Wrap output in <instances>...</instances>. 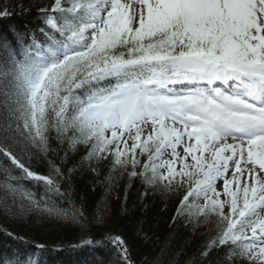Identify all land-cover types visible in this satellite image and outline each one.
<instances>
[{
    "label": "snow or ice",
    "instance_id": "snow-or-ice-1",
    "mask_svg": "<svg viewBox=\"0 0 264 264\" xmlns=\"http://www.w3.org/2000/svg\"><path fill=\"white\" fill-rule=\"evenodd\" d=\"M37 13V27L0 32V213L26 200L86 227L62 166L83 149L109 182L118 172L176 195L174 222L218 218L202 259L264 264V0H51ZM53 138L65 155L42 175L26 149L48 155ZM80 246L108 248L98 264H137L121 234ZM35 248L0 250V264H44Z\"/></svg>",
    "mask_w": 264,
    "mask_h": 264
},
{
    "label": "trees",
    "instance_id": "trees-1",
    "mask_svg": "<svg viewBox=\"0 0 264 264\" xmlns=\"http://www.w3.org/2000/svg\"><path fill=\"white\" fill-rule=\"evenodd\" d=\"M50 2L51 0H0V7L6 4L14 12L9 18L0 19V32L11 26L22 31L26 26L28 29L37 27V9ZM21 5L30 10L22 12ZM51 147L55 151L48 155L38 153L31 147L26 149L28 155L24 159L29 161V156L31 157L29 162L32 170L48 175L49 160L61 164V157L65 153L54 138ZM17 151L20 152L19 147ZM83 155V149L78 153L70 152L66 164L62 166L66 174L68 168H75L72 176V199L77 206H82L87 217L86 227L81 228L68 220L50 217L25 200L23 210L18 209L15 216L0 213V228L24 238L14 240L0 231V250L18 249L25 253H36L35 244H42L45 249L39 253V257L44 264H63L67 262V257L59 258L56 254L54 259L51 247L64 246L67 249L84 238L101 240L105 233H112L121 234L128 241L132 258L137 264H142L145 260L148 264H153V261L158 264H224L222 250L214 249L203 259L199 255L202 246L215 235L218 218H209L211 222L208 223L203 222L204 217H193L190 222L181 218L174 222L172 217L176 215L179 200L176 195L163 188L145 186L140 179H130L118 172L112 173L114 178L109 182L106 180L109 175L108 166L104 165L98 173H94L90 170L88 161L82 160ZM22 183L36 193L37 198L44 191L43 187H37L28 181ZM61 206L67 207V204L63 203ZM98 211L102 224H97L93 219ZM74 251L77 253L70 255L77 258L80 262L77 264H98L100 258L105 261L111 258L108 248L102 246H85L66 253ZM45 256L53 259L47 260Z\"/></svg>",
    "mask_w": 264,
    "mask_h": 264
},
{
    "label": "bare ground",
    "instance_id": "bare-ground-1",
    "mask_svg": "<svg viewBox=\"0 0 264 264\" xmlns=\"http://www.w3.org/2000/svg\"><path fill=\"white\" fill-rule=\"evenodd\" d=\"M68 248H69V249H71V250H72V249H74L73 247H68ZM74 253H77V252H76V251H74ZM74 253H73V254H74Z\"/></svg>",
    "mask_w": 264,
    "mask_h": 264
},
{
    "label": "rangeland",
    "instance_id": "rangeland-1",
    "mask_svg": "<svg viewBox=\"0 0 264 264\" xmlns=\"http://www.w3.org/2000/svg\"><path fill=\"white\" fill-rule=\"evenodd\" d=\"M160 188V187H159ZM201 203H202V201H201Z\"/></svg>",
    "mask_w": 264,
    "mask_h": 264
}]
</instances>
